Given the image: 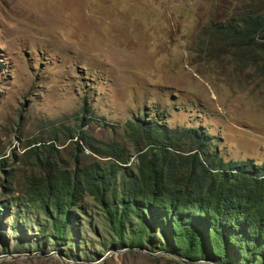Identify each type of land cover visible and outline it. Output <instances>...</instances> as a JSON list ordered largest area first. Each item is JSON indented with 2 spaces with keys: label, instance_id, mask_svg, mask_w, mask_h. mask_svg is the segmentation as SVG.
I'll use <instances>...</instances> for the list:
<instances>
[{
  "label": "rangeland",
  "instance_id": "rangeland-1",
  "mask_svg": "<svg viewBox=\"0 0 264 264\" xmlns=\"http://www.w3.org/2000/svg\"><path fill=\"white\" fill-rule=\"evenodd\" d=\"M239 3L0 0V160L21 169L27 145L41 141L68 158L84 134L101 150L124 147L131 165L126 125L142 120L204 133L225 162L264 164V74L206 42ZM2 182L0 264H188L114 243L91 200L73 242L58 245L3 205L15 192Z\"/></svg>",
  "mask_w": 264,
  "mask_h": 264
},
{
  "label": "trees",
  "instance_id": "trees-1",
  "mask_svg": "<svg viewBox=\"0 0 264 264\" xmlns=\"http://www.w3.org/2000/svg\"><path fill=\"white\" fill-rule=\"evenodd\" d=\"M239 1L231 18L208 27L206 42L211 53L232 51L264 74V0ZM126 128L134 165L124 147L101 150L84 134L68 158L43 141L27 145L21 169L2 158L5 194L15 192L3 205L58 245L73 242L82 217H91V200L123 247L188 264H264V164L225 162L193 129L142 120Z\"/></svg>",
  "mask_w": 264,
  "mask_h": 264
}]
</instances>
